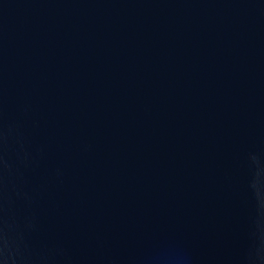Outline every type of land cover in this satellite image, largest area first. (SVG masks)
<instances>
[{
    "label": "water",
    "instance_id": "95a60500",
    "mask_svg": "<svg viewBox=\"0 0 264 264\" xmlns=\"http://www.w3.org/2000/svg\"><path fill=\"white\" fill-rule=\"evenodd\" d=\"M0 264H264V0H0Z\"/></svg>",
    "mask_w": 264,
    "mask_h": 264
}]
</instances>
